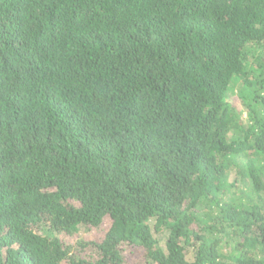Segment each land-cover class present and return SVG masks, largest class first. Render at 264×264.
Instances as JSON below:
<instances>
[{
    "label": "trees",
    "instance_id": "obj_1",
    "mask_svg": "<svg viewBox=\"0 0 264 264\" xmlns=\"http://www.w3.org/2000/svg\"><path fill=\"white\" fill-rule=\"evenodd\" d=\"M0 264H264V0H0Z\"/></svg>",
    "mask_w": 264,
    "mask_h": 264
}]
</instances>
